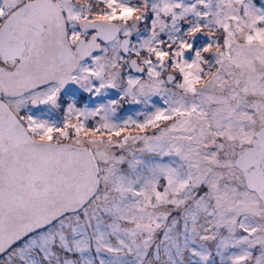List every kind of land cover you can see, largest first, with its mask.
<instances>
[{
  "label": "snow or ice",
  "instance_id": "obj_1",
  "mask_svg": "<svg viewBox=\"0 0 264 264\" xmlns=\"http://www.w3.org/2000/svg\"><path fill=\"white\" fill-rule=\"evenodd\" d=\"M0 264H264V0H0Z\"/></svg>",
  "mask_w": 264,
  "mask_h": 264
}]
</instances>
